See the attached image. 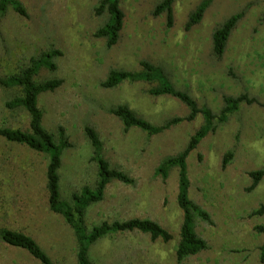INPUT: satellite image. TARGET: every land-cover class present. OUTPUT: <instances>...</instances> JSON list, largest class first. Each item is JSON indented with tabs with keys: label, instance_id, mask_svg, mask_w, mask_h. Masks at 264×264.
<instances>
[{
	"label": "rangeland",
	"instance_id": "374dc122",
	"mask_svg": "<svg viewBox=\"0 0 264 264\" xmlns=\"http://www.w3.org/2000/svg\"><path fill=\"white\" fill-rule=\"evenodd\" d=\"M98 1L20 0L26 16L9 7L0 19L1 78L18 72L42 52H61L53 58L54 70L41 66L34 76L36 81L62 80L37 97L42 126L55 138L62 128L69 143L58 169L61 199L70 202L73 193L96 180L87 126L98 134L103 157L134 181L113 179L107 184L103 199L86 209V231L103 221L147 218L171 235L168 241L152 240L139 230L103 236L89 246L92 264H264L259 259L263 234L254 229L264 223V215L252 214L264 204V177L248 190L249 173L264 169V0H209L201 20L188 29V16L204 0H174L171 26L164 13H153L159 0H119L123 26L111 47L94 35L107 19L106 13L95 14ZM237 12L243 15L223 55L216 58L212 33ZM142 60L159 66L176 89L213 113L222 108L223 96L247 94L255 100L240 103L185 159L188 197L210 221L194 218L195 232L207 248L181 261L176 258L182 223L178 168L171 167L165 179L156 169L164 158L186 147L203 118L197 114L187 120L189 108L178 98L149 94L151 82L101 85L111 69L136 71ZM19 93L18 87L0 84V126L28 130L27 112L5 105ZM117 105L128 106L154 125L183 119L149 136L138 127L125 130L109 111ZM227 151L232 158L223 165ZM48 161V154L0 137V226L30 235L55 264H77L72 229L49 210ZM0 264L42 263L26 250L0 241Z\"/></svg>",
	"mask_w": 264,
	"mask_h": 264
},
{
	"label": "trees",
	"instance_id": "16d2710c",
	"mask_svg": "<svg viewBox=\"0 0 264 264\" xmlns=\"http://www.w3.org/2000/svg\"><path fill=\"white\" fill-rule=\"evenodd\" d=\"M174 0H159L153 11L154 14L164 13L168 26L173 23L172 4ZM209 3V0L202 1L195 10L188 16L186 28L198 23ZM11 7L21 16L27 12L20 0H0V19ZM96 15L107 14L105 23L94 33L96 37L106 40V45H115L123 26L124 13L119 5V0H99L94 8ZM243 12H237L228 17L212 33V53L216 58H221L224 53L228 37ZM59 50L42 52L37 58H31L28 65L22 67L18 72L5 78L0 77V84L6 87H18L20 93L5 103L10 109L23 108L28 114V130L20 128L0 126V137L7 142L26 145L38 153H45L49 156L46 169V188L48 192L49 210L59 214L66 224L72 229L76 242L77 264H92L88 250L89 246L99 238L120 231L139 230L149 233L152 240L161 238L168 241L171 235L156 221L147 218H131L124 221H103L93 226L90 231L84 227V216L89 205L103 199L104 190L107 184L113 180H119L125 184H133V179L124 171L113 167L102 155V142L92 127H85V134L89 140L93 154L91 161L97 167L96 180L93 185H85L78 192L72 194L70 202L61 199L59 188L58 169L61 165V153L69 146L67 136L62 128H58L56 138L42 126V111L37 105V97L40 93L52 91L61 83V79L52 78L44 81H36L34 76L41 66L54 70L56 65L53 58L60 55ZM140 69L136 71L111 69L106 79L101 83L103 87H114L124 81L137 82L145 81L154 83L149 89L153 96L169 95L178 98L188 108L189 114L185 117L192 120L197 114L203 118L202 125L190 136L186 147L178 154L164 158L156 169V173L165 179L171 167L178 168V192L177 204L182 210V223L180 226V239L176 248V258L183 260L189 255H194L205 248V240L199 237L194 229V218L210 221L209 214L196 205L188 197V179L185 159L190 151L195 149L200 140L216 125L225 122L228 117L238 110L240 103L247 104L255 102L247 94L237 97L223 96V106L218 113H213L207 107H199L194 99L188 94L176 89L168 80L163 70L149 61H140ZM110 113L117 116L122 122L124 129L138 127L149 136L160 133L170 126L182 121L183 118L173 117L161 125H154L144 118L136 115L128 106L117 105L110 108ZM232 158V152L227 151L223 155V165H226ZM252 184L248 190L254 188L264 177V169L251 171ZM252 214L264 215V204H261ZM254 229L263 234V241L260 245L259 259L264 262V223L255 225ZM0 241L12 247L26 250L32 257L42 264H55L43 251L38 243L22 230H13L0 226Z\"/></svg>",
	"mask_w": 264,
	"mask_h": 264
}]
</instances>
